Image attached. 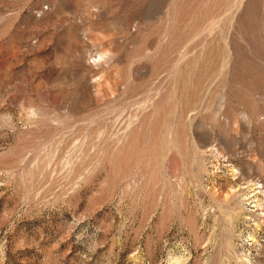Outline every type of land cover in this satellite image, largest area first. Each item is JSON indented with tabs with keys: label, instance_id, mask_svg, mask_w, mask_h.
<instances>
[{
	"label": "rangeland",
	"instance_id": "rangeland-1",
	"mask_svg": "<svg viewBox=\"0 0 264 264\" xmlns=\"http://www.w3.org/2000/svg\"><path fill=\"white\" fill-rule=\"evenodd\" d=\"M0 264H264V0H0Z\"/></svg>",
	"mask_w": 264,
	"mask_h": 264
}]
</instances>
